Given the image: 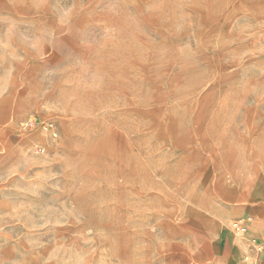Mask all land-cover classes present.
<instances>
[{"label": "rangeland", "instance_id": "obj_1", "mask_svg": "<svg viewBox=\"0 0 264 264\" xmlns=\"http://www.w3.org/2000/svg\"><path fill=\"white\" fill-rule=\"evenodd\" d=\"M257 181L264 0H0V264H223Z\"/></svg>", "mask_w": 264, "mask_h": 264}, {"label": "crops", "instance_id": "obj_2", "mask_svg": "<svg viewBox=\"0 0 264 264\" xmlns=\"http://www.w3.org/2000/svg\"><path fill=\"white\" fill-rule=\"evenodd\" d=\"M223 192L228 196L232 195V190L230 189L222 190V193ZM245 202L244 210L241 211V213L249 215L248 218L250 222L247 224L248 232L240 238L231 230L227 231L226 229H223L225 237L217 241L219 244L218 247L220 246V256L227 258L224 260L223 264H264V241L262 240L264 235L259 239L260 235L264 232V188L258 187V181L250 189ZM236 212L237 210L235 209L227 211L221 210L218 215L222 216V218H228ZM215 223L218 225V222L215 221ZM214 231H212V234ZM249 237L257 239V245L261 246V249L254 253L255 255H253L252 260L247 261L246 259L242 260L244 249L242 248L241 243L242 239L244 240ZM218 264L221 263L218 262Z\"/></svg>", "mask_w": 264, "mask_h": 264}, {"label": "built area", "instance_id": "obj_3", "mask_svg": "<svg viewBox=\"0 0 264 264\" xmlns=\"http://www.w3.org/2000/svg\"><path fill=\"white\" fill-rule=\"evenodd\" d=\"M45 127H48V128H51L52 126L51 125H48V126H45ZM44 127V128H45ZM247 221H243V220H236L234 223H233V228L236 232L238 233H244L246 231V225H247ZM264 241V237L262 239Z\"/></svg>", "mask_w": 264, "mask_h": 264}, {"label": "bare ground", "instance_id": "obj_4", "mask_svg": "<svg viewBox=\"0 0 264 264\" xmlns=\"http://www.w3.org/2000/svg\"><path fill=\"white\" fill-rule=\"evenodd\" d=\"M258 187H263V183H262V181H258ZM235 232V231H234ZM235 233H237V234H240V233H238V232H235Z\"/></svg>", "mask_w": 264, "mask_h": 264}]
</instances>
